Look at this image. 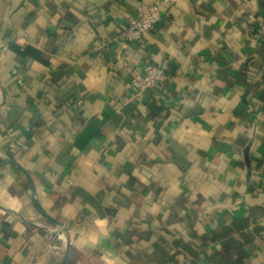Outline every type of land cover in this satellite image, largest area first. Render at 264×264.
Wrapping results in <instances>:
<instances>
[{
  "label": "crops",
  "instance_id": "1",
  "mask_svg": "<svg viewBox=\"0 0 264 264\" xmlns=\"http://www.w3.org/2000/svg\"><path fill=\"white\" fill-rule=\"evenodd\" d=\"M263 5L0 0V264H264Z\"/></svg>",
  "mask_w": 264,
  "mask_h": 264
},
{
  "label": "built area",
  "instance_id": "2",
  "mask_svg": "<svg viewBox=\"0 0 264 264\" xmlns=\"http://www.w3.org/2000/svg\"><path fill=\"white\" fill-rule=\"evenodd\" d=\"M161 19L162 10L159 3L140 4L135 16L130 18L127 28L121 33L122 43L130 44L141 41L147 34L155 30ZM255 36L262 41L264 40V5L255 29ZM123 63L125 68L129 70L127 63L124 61ZM13 72L18 73V70ZM131 74L132 99L142 100L151 92L166 90L168 83L171 81V74L161 64H149L144 67L141 73L132 71ZM18 82L21 83L22 80L18 79ZM81 102L78 101L77 104L80 105ZM10 132H14V129L11 128ZM29 138L34 140L35 134L31 132Z\"/></svg>",
  "mask_w": 264,
  "mask_h": 264
},
{
  "label": "water",
  "instance_id": "3",
  "mask_svg": "<svg viewBox=\"0 0 264 264\" xmlns=\"http://www.w3.org/2000/svg\"><path fill=\"white\" fill-rule=\"evenodd\" d=\"M35 204H36V207H37L38 211H39L43 216H45V217H47V218L50 219V217H49L48 214L42 209V207H41L37 202H36ZM69 255H70V252L67 251V253L65 254V256H64V258H63V260H62V262H61V264H66V263H67V261H68V259H69Z\"/></svg>",
  "mask_w": 264,
  "mask_h": 264
}]
</instances>
